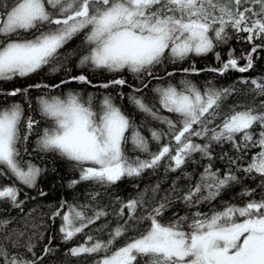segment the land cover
<instances>
[{"label": "snow or ice", "instance_id": "snow-or-ice-1", "mask_svg": "<svg viewBox=\"0 0 264 264\" xmlns=\"http://www.w3.org/2000/svg\"><path fill=\"white\" fill-rule=\"evenodd\" d=\"M229 29L248 33L243 39L252 47L239 58L230 52L224 61L215 48L227 43ZM81 35L83 51H61ZM258 49H264V0H0V83L30 78L45 67L57 72L73 56L79 57L80 69L113 74L99 83L81 72L58 84L0 89V96H21L24 101L0 104V177L11 176L22 185L36 187L43 170L21 159L34 132L37 151L56 153L79 170V178L70 181L72 186L92 182L108 187L150 169L155 172L164 161L165 172H182L189 181L186 188L173 182L157 201V184L121 202L119 210L111 213L115 226L108 221L93 230L95 235L85 229L110 213L91 203L62 202L51 213L53 220L60 217L62 221V242L69 244L79 234L85 236L67 255L78 260L91 258V264H264V78L243 81L251 85L245 93L250 101L227 105L236 91L234 86L217 88L209 82L202 89L187 78V74L201 71L221 75L229 70L247 72ZM208 53L216 56L219 68L198 69L192 63L168 71L169 65H182L193 55ZM240 59L246 61L242 66ZM158 68L164 69V75L157 74ZM125 70L139 85L129 84L122 75ZM177 71L185 74L178 84L171 80ZM151 80L161 83L150 90L152 97H146ZM73 82L103 90L98 106H93V93L87 99L78 91L52 94ZM125 87L131 89L127 94ZM33 89L42 90L34 98L35 108L30 95ZM110 89L121 100L127 96L145 120L137 124L115 103ZM24 104L39 119L26 115ZM149 120L157 127H148L150 136H145L141 129ZM195 138L206 142L196 143ZM129 143L131 151L139 155H128ZM225 143L236 155L220 156L227 160L222 172L213 167L211 149L213 144ZM151 145L156 146L155 151ZM251 149L259 150L248 159ZM196 153L209 163L193 182L195 174L183 169L194 162ZM238 172L259 179L255 188H243L239 195L252 197L259 189V199H248L243 205L222 201L218 209L200 210V205H212L223 192L240 184ZM20 191L14 184L0 185V203L22 209ZM148 191L151 199H145ZM98 195L92 194L91 200ZM177 201L184 205L185 214L174 212L167 223L162 222L164 213ZM11 223L9 218H0V264H38L18 251L25 248L35 256L33 236L11 228ZM34 235L43 239V234ZM50 245L51 240L45 255L56 251Z\"/></svg>", "mask_w": 264, "mask_h": 264}, {"label": "trees", "instance_id": "trees-1", "mask_svg": "<svg viewBox=\"0 0 264 264\" xmlns=\"http://www.w3.org/2000/svg\"><path fill=\"white\" fill-rule=\"evenodd\" d=\"M229 39L227 43L219 44L215 48V52L220 54L222 60L227 61L229 53L232 52L236 58H239L242 54H248L251 52L252 44L248 42L243 37L249 35L248 33H237L234 30H228ZM83 36H78L70 41L62 52H70L73 49H77L78 52L83 51L82 46ZM256 44L262 43L260 40L254 41ZM253 67L247 72L240 73L235 70H229L228 72L221 75L220 73H213L209 71H201L199 74H187V78L196 84L200 88H204L211 82L217 88H225L234 86L236 91L232 96L228 97L227 104L232 103H247L251 100L250 95H246L247 89L251 87L250 84H244V80H260L264 78V49H258L256 53H253ZM78 56L71 57L67 62H65L64 67H62L57 72H51L49 67H45L38 74L33 75L27 79H16L12 82L0 83V89L4 91H11L17 87L24 88L29 84L36 83H47L49 85L58 84L62 79H67L69 75H78L81 72L88 75L93 83L106 82L108 79L112 78L113 74L104 72L103 70L98 72H90L87 69H80L77 67ZM194 63L198 69H208V68H219L221 65L216 59L213 53H208L205 56H191L188 61L184 62L182 65H169L168 71H172L173 68L179 69L182 67H189L190 64ZM246 61L243 59L239 60V64L242 66ZM65 68L71 69L68 73ZM157 74L164 75V69H157ZM122 75L128 80L129 84L139 85L140 81L136 80L132 73L125 70ZM185 74L177 71V75L172 77L173 83L179 82V80ZM146 81L148 78H145ZM168 79L167 77L165 78ZM161 82L156 80H151L149 83V88L145 90L146 97H152L153 94L150 91L153 87L158 86ZM68 91H78L81 92L85 99H87L88 94H95V99L93 100V106H98L101 99V93L103 90L98 88H93L90 86H82L75 82L67 85L61 86L58 90H53L52 94H66ZM115 97V103L120 105L122 109L131 116L137 124H140L145 120V117L136 111L134 107L128 102L127 96L123 100L119 96H116L115 90H108ZM125 94L131 91V89L125 87L123 88ZM42 94V90L33 89L30 92L31 97H33V108L36 107L35 97ZM18 102L24 103L21 96L7 97L0 96V104L3 106H8L11 103ZM159 107V105H157ZM25 114L32 115L34 118L39 119V115L36 111L30 110L27 104H24ZM164 115H169L167 112ZM220 121H216L219 123ZM215 126V125H213ZM23 127V125H22ZM148 127H157L155 122L149 120L147 125L141 129L143 135L150 136L148 132ZM38 139L36 133L34 132L28 140V152L24 154L21 159L25 161H31L36 166L40 167L43 171L41 175L37 178L36 187L29 188L26 185H22L17 182L11 176L8 178L0 177V185H15L20 188L19 199L24 201L22 209L13 208L8 203H0V218H9L12 220L10 225L11 228H18L25 230L27 235L33 236V243L36 247L34 248L35 256L32 253L27 252L25 248H20L18 251L22 253L27 259H36L38 264H91V258H73L67 255L68 249L70 247L76 246L79 243H83L85 240L84 234H79L75 237L69 244H64L61 240L62 234L60 233V227L62 221L60 217H56L54 220L51 218V213L58 209L62 202H67L68 205L72 204H88L91 203L92 207L99 205L104 208L105 211L110 213L109 216L101 218V220L96 221L94 225H90L85 232H91L93 235L96 233L93 231L95 228L100 227L104 223L111 221V226H115L116 220L111 213L119 210L121 207V202H127L131 198H136L145 190H149L155 187L157 184L160 186V191L156 196V200H160L172 187L173 182H176L178 187L186 188L189 181L182 177V172L180 170L176 172H165L164 161L161 162V167L153 172L151 169L147 170L140 177H125L117 183L108 186L100 187L92 182H81L72 186L70 181L79 178V170L73 167V162H70L56 153H44L37 151L36 140ZM196 143H205L206 141L199 138H195ZM152 150H156L155 145H151ZM132 145L129 143L127 146V152L129 156L139 155V153H133L131 151ZM212 154L214 159L212 160L213 167L215 169H220L222 172L227 166L226 159H220V156L227 153L230 156H235V151L231 148V145L225 143L223 145L213 144ZM259 149H251L247 158L250 159L252 155ZM144 158V157H142ZM192 160L194 162L186 163L183 171L194 173V180L198 178V174L203 171L206 164L209 163L207 159L201 158L199 153L193 155ZM247 160L241 161V163H246ZM235 170V169H234ZM237 175L241 177V183L233 186L230 190L222 193V195L212 203V205L203 204L199 208L202 211L208 212L210 208L221 207L222 201H227L229 203L243 205L248 199H259L260 190L254 193L252 197H241L239 193L243 188H255L259 183V179L252 180L250 178H245L242 172H238ZM43 191L46 195H40ZM99 193L95 201L91 200V195ZM152 193L148 191L147 197L145 199H151ZM155 203V201H153ZM34 210V211H33ZM64 212L67 211L65 207ZM127 211V210H126ZM187 210L184 205L177 201L174 203L170 209L164 213L162 222L167 223L168 220L173 216V213H179L184 215ZM88 215H91V210L88 211ZM123 223V221H121ZM25 224L27 228L25 229ZM33 225L37 227L33 229ZM146 226V225H145ZM35 233L43 234V239H40ZM24 239H27L25 237ZM49 240H51V247L56 249L54 253L45 255L44 248L49 245ZM14 253L17 250H12ZM43 257V260H39Z\"/></svg>", "mask_w": 264, "mask_h": 264}, {"label": "rangeland", "instance_id": "rangeland-1", "mask_svg": "<svg viewBox=\"0 0 264 264\" xmlns=\"http://www.w3.org/2000/svg\"><path fill=\"white\" fill-rule=\"evenodd\" d=\"M93 104H94V102H93Z\"/></svg>", "mask_w": 264, "mask_h": 264}]
</instances>
